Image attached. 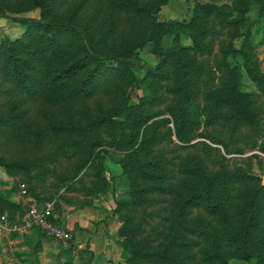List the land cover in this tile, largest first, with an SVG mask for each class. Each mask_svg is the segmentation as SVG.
<instances>
[{"label": "trees", "instance_id": "16d2710c", "mask_svg": "<svg viewBox=\"0 0 264 264\" xmlns=\"http://www.w3.org/2000/svg\"><path fill=\"white\" fill-rule=\"evenodd\" d=\"M168 2L0 0V19L23 29L0 41V170L57 209L69 193L109 192L100 158L109 146L127 182L113 209L124 264H264L263 175L229 164L247 150L264 154V70L252 37L264 0L197 1L183 20L159 22ZM28 11L39 15L18 16ZM223 34L209 67L200 57ZM146 46L156 64L138 77L136 51ZM212 127L246 131L244 146L203 132ZM18 208L0 193V216Z\"/></svg>", "mask_w": 264, "mask_h": 264}, {"label": "crops", "instance_id": "0c3cea01", "mask_svg": "<svg viewBox=\"0 0 264 264\" xmlns=\"http://www.w3.org/2000/svg\"><path fill=\"white\" fill-rule=\"evenodd\" d=\"M105 167L110 174L111 168ZM17 181L0 170V193L8 195L9 201L19 207L17 211L5 210L0 216L5 217V222L0 220V264H115L120 259L119 223L113 214L118 192L111 190L87 200L80 194H67L71 202H60L55 212L71 233L68 245L62 246L34 228L14 230L33 200L21 193ZM88 200L90 205L80 206L79 202Z\"/></svg>", "mask_w": 264, "mask_h": 264}, {"label": "rangeland", "instance_id": "374dc122", "mask_svg": "<svg viewBox=\"0 0 264 264\" xmlns=\"http://www.w3.org/2000/svg\"><path fill=\"white\" fill-rule=\"evenodd\" d=\"M197 1L210 2L212 0H169L167 4L160 7L158 11V16H157L158 21L165 22L169 20H177V21L183 20L186 16H188V12L191 10L193 4ZM231 1L232 0H216L218 4H230ZM256 11H257L256 8H253L245 16L246 20H245V24L240 29L241 33H244L246 31L247 25L256 18ZM8 15L11 17L13 16L12 14H8ZM38 15H39L38 11H28L18 16L27 17V18H37ZM263 28L264 26L261 23L257 25L255 28H253V31H252L253 45H254L256 57L259 61L260 68L262 70H264V44H261L260 41L264 34ZM22 33H23V29L19 27L17 24H15L14 22H12L11 19L9 18L0 19V41L4 38L16 39L20 37ZM226 37H225V34H223L218 39L213 40L211 54L205 57H200V61H202L204 64H207L209 67L214 68L216 59L219 57V41L227 40ZM238 40L234 41V45L236 46L238 45ZM180 42L183 45H189L190 43L186 37H182ZM165 44L168 45V39L165 40ZM136 52H137V57H138V60L135 61L137 69H138L136 71V75L138 77H142L143 71L140 69V66H145V67L154 66L156 64V59L154 55L151 54L149 46H146L145 48L141 50L139 49ZM243 90L246 92L254 90L253 85L248 80L245 74L243 76ZM130 95H131L132 101L136 102L137 97L141 95V91L136 89L132 91ZM263 128H264V115H263ZM205 131H209L211 134L224 139L230 148L243 147L245 140H242L241 137L247 134V132L243 130L239 133H236V134L234 133V135H231L229 131H222L217 127H212L208 130L204 129L203 132ZM196 141H201V142L203 141L207 143L208 145H210L212 148L219 150L221 155L223 153V148L221 146L212 144L211 142L207 141L205 138H197L192 143ZM263 142H264V134L262 136V139H259L257 141V144L260 145ZM105 151L106 152H104L100 158H102L101 161L104 165H106L107 167L109 166L111 168L110 174L113 175V176H110L109 172H107L108 175L106 174V177L111 182V189L109 190V192L111 190H113L116 193L118 192L117 198H119L120 195L124 194V191L127 188V182L121 181L119 177L120 169H118V165H116V163L114 162L119 158V155H118V152H116L113 148H110L109 146H105ZM252 154H257L258 158L257 159L249 158L248 160H245L246 156H249ZM263 156L264 154H261V152H259V150L257 149L253 151L247 150L245 151V155L240 156L238 158L236 157L232 158L229 164L238 165L241 167H251L250 169H252V171L258 174H262L264 177V157ZM217 158H218V155H216L214 151L209 152V159H211V161H215V159ZM16 185H19V181L16 182ZM60 193H62V191H60ZM56 201H57V206H58L60 204V201L58 199ZM55 207L56 205L54 206V208ZM57 210L58 208L57 209L55 208L54 213ZM118 223H119V226H118V229H119L121 223L119 221ZM117 238L119 241V237ZM118 247L121 250L119 245ZM115 264H124V255L122 253V250L120 254V259Z\"/></svg>", "mask_w": 264, "mask_h": 264}, {"label": "built area", "instance_id": "2783aa9c", "mask_svg": "<svg viewBox=\"0 0 264 264\" xmlns=\"http://www.w3.org/2000/svg\"><path fill=\"white\" fill-rule=\"evenodd\" d=\"M264 157V156H263ZM21 193L26 195L25 186L20 185ZM0 220L5 222V217ZM37 229L46 238L57 241L62 246H67L71 239V233L60 223L54 213V203H44L38 205L31 200V205L26 209L21 224L14 226V230Z\"/></svg>", "mask_w": 264, "mask_h": 264}, {"label": "water", "instance_id": "95a60500", "mask_svg": "<svg viewBox=\"0 0 264 264\" xmlns=\"http://www.w3.org/2000/svg\"><path fill=\"white\" fill-rule=\"evenodd\" d=\"M261 184L264 185V177L262 178Z\"/></svg>", "mask_w": 264, "mask_h": 264}]
</instances>
